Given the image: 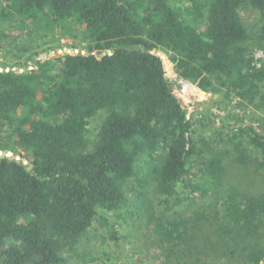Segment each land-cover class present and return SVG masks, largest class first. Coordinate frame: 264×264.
<instances>
[{"label": "trees", "instance_id": "obj_1", "mask_svg": "<svg viewBox=\"0 0 264 264\" xmlns=\"http://www.w3.org/2000/svg\"><path fill=\"white\" fill-rule=\"evenodd\" d=\"M187 1L182 11L170 0H0L1 20L85 41L23 72L0 71V150L26 160L0 157V264H65L98 211L126 203L130 179L136 201L150 203L153 189L164 206L152 230L165 259L181 264L180 246L196 236L189 224L209 222L228 251L264 264V194L225 188L221 151L195 138L171 81L204 91L216 82L225 98L261 106L264 57L247 47L239 9H256L264 33V0ZM99 112L107 114L90 144ZM213 133L242 166L264 171V134L251 125ZM251 175L245 189L264 182V172ZM186 202L190 213L176 215Z\"/></svg>", "mask_w": 264, "mask_h": 264}, {"label": "rangeland", "instance_id": "obj_2", "mask_svg": "<svg viewBox=\"0 0 264 264\" xmlns=\"http://www.w3.org/2000/svg\"><path fill=\"white\" fill-rule=\"evenodd\" d=\"M170 2L182 11L188 3L187 0H170ZM239 13L249 34L247 47L256 58L264 57V33L261 31L260 13L249 5L241 6ZM184 16L199 30L206 24L203 18L196 19L187 12H184ZM1 18L0 15V20ZM1 28V70L10 68L14 72H23L24 69L32 68L35 60L75 53L76 49L85 43L77 31L73 32L74 35H68L59 28L51 35L48 30L45 31L43 28L41 30L34 24H25L14 18L10 21L1 20ZM171 81L175 83L174 92L187 109L188 116L196 120L193 126L195 138L205 137L209 140L211 149L221 151L226 168L225 188L238 186L250 195L264 194V184H260L264 183L260 182L263 179L261 177L251 185V188L245 189V182L251 173V176H260L264 171L254 172L250 167L242 166L236 161L232 144L219 142L213 133L217 130L230 131L240 125H251L264 134V101L261 106L241 105L238 98H225L220 89H215L214 87L220 88L216 82L206 94H203L194 88H191L193 90L190 92H184L186 90L184 84H179L175 78H171ZM259 84L260 94L264 95V82ZM105 114L107 112H99L90 121L87 132L88 143L93 142ZM8 153L26 163L24 152L14 153L10 150ZM134 186L135 182L128 180L124 190L127 200L122 207L111 211H98V220L79 238L70 259L65 264H175L174 259H165L161 248L166 246L163 243L161 248L159 247L160 236L154 234L152 230L156 219L163 215L164 206L160 207L157 203V195L155 196L153 189L147 195L150 203L136 201V193L132 190ZM218 207L219 204L214 205V211ZM190 210L186 202L185 205L177 208L175 214L187 215ZM100 218H105L107 222ZM203 223L189 224L188 231L193 230L196 236L193 243H189L187 239L180 246L183 249L181 264L184 262L186 264H248L244 258L245 252L240 253L242 251L240 248H236L234 253L228 251L219 242L215 228L209 222ZM262 239L264 242V237ZM190 246L194 248L187 250Z\"/></svg>", "mask_w": 264, "mask_h": 264}, {"label": "water", "instance_id": "obj_3", "mask_svg": "<svg viewBox=\"0 0 264 264\" xmlns=\"http://www.w3.org/2000/svg\"><path fill=\"white\" fill-rule=\"evenodd\" d=\"M108 53L111 54L110 51H109ZM194 89L199 91V89H197V88H195V87H194ZM200 92L203 93V94H206V91H204V90H200ZM0 157H1V158H2V157H9V158H12L13 156L10 155V154L8 153L7 150H0ZM30 168H31V167L28 166L27 169H30Z\"/></svg>", "mask_w": 264, "mask_h": 264}, {"label": "bare ground", "instance_id": "obj_4", "mask_svg": "<svg viewBox=\"0 0 264 264\" xmlns=\"http://www.w3.org/2000/svg\"><path fill=\"white\" fill-rule=\"evenodd\" d=\"M185 91L184 92H190L191 90H193V89H191V87H189V86H187V85H185Z\"/></svg>", "mask_w": 264, "mask_h": 264}, {"label": "built area", "instance_id": "obj_5", "mask_svg": "<svg viewBox=\"0 0 264 264\" xmlns=\"http://www.w3.org/2000/svg\"><path fill=\"white\" fill-rule=\"evenodd\" d=\"M62 41H63V40H62ZM4 70H5V71H8V70H9V68H5ZM0 71H1V69H0Z\"/></svg>", "mask_w": 264, "mask_h": 264}]
</instances>
